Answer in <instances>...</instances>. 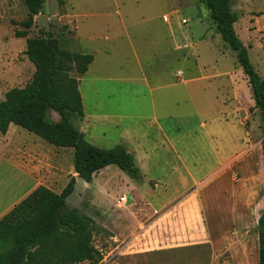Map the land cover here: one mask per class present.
<instances>
[{
    "label": "rangeland",
    "instance_id": "obj_1",
    "mask_svg": "<svg viewBox=\"0 0 264 264\" xmlns=\"http://www.w3.org/2000/svg\"><path fill=\"white\" fill-rule=\"evenodd\" d=\"M231 8L238 17L234 29L264 78V0H231ZM167 12L180 49L172 50L166 38L162 14ZM39 15L48 17L62 47L95 54L91 71L79 77V91L84 111L103 117L99 127L108 139H114L115 124L143 127L153 113L173 137L171 144H154L147 160L137 157L141 179L111 164L66 199L95 224L92 244L102 255L95 264H258L264 113L254 107L246 76L204 0H44ZM28 18L23 0H0V99L34 72L26 38L41 36L42 22L34 16L28 34L15 36ZM178 70L182 81L175 77ZM198 76L205 79L189 81ZM50 116L55 120L58 114ZM28 134L39 137L11 125L6 138L12 156L19 157L17 149L26 151ZM147 137L157 139L153 128ZM26 176L16 164L0 162V208L28 187ZM65 185L52 189L60 192ZM195 187L199 194L189 192ZM198 200H204L201 209ZM203 212L219 234L211 236L214 249L205 225L198 224Z\"/></svg>",
    "mask_w": 264,
    "mask_h": 264
},
{
    "label": "trees",
    "instance_id": "obj_2",
    "mask_svg": "<svg viewBox=\"0 0 264 264\" xmlns=\"http://www.w3.org/2000/svg\"><path fill=\"white\" fill-rule=\"evenodd\" d=\"M23 3L29 18L21 22L24 30L15 31L16 37L28 34L44 0ZM204 4L222 41L236 55L254 107L264 110V78L255 70L234 29L238 17L231 8V0H204ZM52 36V32L42 29L41 36L26 38L25 55L34 72L24 86L8 89L0 99V133L5 134L9 125L14 124L57 147L73 148L76 177L70 176L59 193L39 185L0 217V264L97 263L102 255L92 244L93 220L66 203L76 179L90 183L96 172L111 164L133 179L142 176L133 154L123 144L97 147L73 123L83 116L79 77L88 70L93 55L66 49ZM50 111L58 114V120L50 119ZM262 131L264 134V121ZM262 154L264 165V145ZM257 235L258 264H264V210L257 220Z\"/></svg>",
    "mask_w": 264,
    "mask_h": 264
},
{
    "label": "crops",
    "instance_id": "obj_3",
    "mask_svg": "<svg viewBox=\"0 0 264 264\" xmlns=\"http://www.w3.org/2000/svg\"><path fill=\"white\" fill-rule=\"evenodd\" d=\"M185 5H187V3ZM185 5L179 4V7L177 8H180ZM177 8L170 10L169 13L177 11L178 10ZM97 15L99 14H91L90 16H97ZM162 19L166 24L167 33H168L166 38L169 39L170 48L172 50L180 49L181 46L178 45L179 43L175 41L174 36L172 34L171 27L169 25L170 21L168 18V12L162 14ZM182 20H185V19H182ZM105 39L106 40L110 39V36L109 37L105 36ZM184 46L186 45H183L182 47ZM80 51L89 52L88 49H84ZM92 55H93V60L90 63L88 70L84 73V75L88 74L91 71L92 65L94 64L96 60L95 54H92ZM219 77H222V75ZM204 79L205 78L198 76V77H191L189 81L197 82V81H201ZM186 81H188V79ZM172 84H175V83H172ZM224 84H228V83L227 82L223 83L222 86L218 87L220 92H222V88L224 87ZM3 97L4 95H2L1 98L3 99ZM216 98L219 102L223 103L221 99H219L217 96ZM97 113H98L97 111H93V110L87 113L83 109L82 118L76 121L74 120L75 126L83 133L85 139L86 140L88 139L87 141L96 145L97 147L110 148L116 144H123L133 154L134 161H138L137 160L138 158L140 162L142 160H147L150 156V152L152 153V151L156 148L155 145L161 144V142L163 144L164 143L171 144V141L173 139V137H170V135L165 131V129L159 122L158 117L154 113L151 117L152 120L149 121L151 122V124L145 123L146 125H144L143 127L142 125L141 126H138L135 124L133 125L128 122H125L123 125L115 124L114 139L113 140L108 139L106 132L99 127V123L100 121H102L101 119H103V117L100 116L99 114L97 115ZM56 117L57 118L55 119V121L58 120V116ZM11 125L12 124L9 125L8 130L5 134H0V137H3L2 140H0V162L2 160H6L7 162L11 164L12 167L15 166V164L16 166L21 167L23 170L26 171V175H28L26 176V178L30 180V183L28 187L24 189L21 193H19L13 201L8 203L4 207L0 208V217L3 216L6 212H8L15 204L20 202L26 195H28L33 189H35L39 185L45 186L51 189L52 191L59 193L58 190L52 189V188H61L62 185L67 183L70 176L76 177V173L74 172V168H73V148L71 147H57L56 146V148H52V147L50 148L49 146L44 144L45 143L43 142L44 139L40 137L30 136L28 134V137H26L28 138L26 139L28 142V143L26 142V151L24 152L23 150L17 149L16 151L18 153H21L20 155H18L19 157L12 156L8 150L10 148L11 143L6 138V135L8 134ZM151 128L154 129L156 133V137H157V139H155L154 142L150 141V137H147L148 130ZM16 162H19L20 164ZM220 168H222L221 165H220ZM100 171L101 169L94 174L93 178L95 177L97 173H100ZM90 183L85 182V184H90ZM200 191L201 189L198 190L196 187L189 189V192H192L193 194H199ZM186 199L187 197H183L177 200V203L175 204L176 210L177 208H180V205L183 204ZM197 204H198V208L201 209L202 206H204V200H202V202L201 200H198ZM203 217L204 219H206L207 223L203 220ZM198 224L205 225L204 229L206 232H204V236L208 235V237H210L208 241L211 243L212 248L214 249L216 243H214L211 240V236H214V239H215V237L218 236L219 234L217 232L216 233L212 232V230L210 229L208 225V217L206 215V212H203V214L201 213L200 222H198ZM257 238H258V235H257ZM256 249H255V256L258 255Z\"/></svg>",
    "mask_w": 264,
    "mask_h": 264
},
{
    "label": "water",
    "instance_id": "obj_4",
    "mask_svg": "<svg viewBox=\"0 0 264 264\" xmlns=\"http://www.w3.org/2000/svg\"><path fill=\"white\" fill-rule=\"evenodd\" d=\"M36 19L40 20L43 24V29L45 32H52L50 24L48 22V17L45 15H37ZM54 38V35L52 36ZM258 113H264V110L258 109ZM1 134V133H0ZM85 181L81 178L76 179V183L74 185V191L79 187L80 184H84Z\"/></svg>",
    "mask_w": 264,
    "mask_h": 264
},
{
    "label": "built area",
    "instance_id": "obj_5",
    "mask_svg": "<svg viewBox=\"0 0 264 264\" xmlns=\"http://www.w3.org/2000/svg\"><path fill=\"white\" fill-rule=\"evenodd\" d=\"M183 22L186 23L185 20H183ZM175 75H176V78H177L178 80H181V77H182V72H181V71H177ZM120 200H121L123 203L126 202V198H125L124 196H121V197H120Z\"/></svg>",
    "mask_w": 264,
    "mask_h": 264
}]
</instances>
